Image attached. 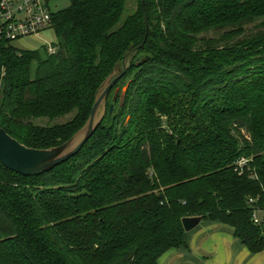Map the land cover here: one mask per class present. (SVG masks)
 <instances>
[{"label":"trees","instance_id":"16d2710c","mask_svg":"<svg viewBox=\"0 0 264 264\" xmlns=\"http://www.w3.org/2000/svg\"><path fill=\"white\" fill-rule=\"evenodd\" d=\"M69 1L55 53L0 42V128L59 147L121 78L78 156L38 177L0 162V264H159L195 217L263 252L264 0Z\"/></svg>","mask_w":264,"mask_h":264},{"label":"water","instance_id":"95a60500","mask_svg":"<svg viewBox=\"0 0 264 264\" xmlns=\"http://www.w3.org/2000/svg\"><path fill=\"white\" fill-rule=\"evenodd\" d=\"M130 54L128 53L123 59V73H126L129 67L128 58ZM120 78L121 74L115 72L103 83L97 93L96 102L86 125L71 140L59 147L48 150L31 149L12 138L4 129L0 128V162L2 165L10 171L23 176L38 177L78 156L102 123L104 117L98 119L99 110ZM119 92L117 89L114 101L117 100ZM113 111L114 106H111V115ZM182 222L185 231L190 232L200 225L202 218H185Z\"/></svg>","mask_w":264,"mask_h":264},{"label":"crops","instance_id":"0c3cea01","mask_svg":"<svg viewBox=\"0 0 264 264\" xmlns=\"http://www.w3.org/2000/svg\"><path fill=\"white\" fill-rule=\"evenodd\" d=\"M185 241L186 246L167 252L159 264H264V251L252 254L235 238L234 230L220 222L202 221L186 232Z\"/></svg>","mask_w":264,"mask_h":264},{"label":"built area","instance_id":"2783aa9c","mask_svg":"<svg viewBox=\"0 0 264 264\" xmlns=\"http://www.w3.org/2000/svg\"><path fill=\"white\" fill-rule=\"evenodd\" d=\"M52 15L48 0H0V42L13 44L37 37L52 28ZM45 46L49 53H55L51 43ZM248 164L247 159H241L237 162L236 171L242 172ZM258 211L254 214V222L261 224Z\"/></svg>","mask_w":264,"mask_h":264},{"label":"rangeland","instance_id":"374dc122","mask_svg":"<svg viewBox=\"0 0 264 264\" xmlns=\"http://www.w3.org/2000/svg\"><path fill=\"white\" fill-rule=\"evenodd\" d=\"M136 4H137V0H129L128 3V7L130 10H133L136 8ZM70 5V1L69 0H52L50 3V7L52 12L57 13L59 11H62L66 8H68ZM49 31V32H48ZM46 31L47 33H45L42 38L38 37V38H26L22 41H17L14 42L12 45L20 50H42V47L45 46L46 43H50L52 40L56 39L55 37V33L53 30H48ZM43 56V54H42ZM44 57V56H43ZM33 71H35L36 73V69H37V63H33L32 66ZM122 70V69H121ZM127 86L123 88V94L126 93L127 91ZM108 97L105 100V102L102 104L99 113H98V119L106 116L107 111V107H108ZM73 118V115H70L69 117H66L65 119H62L61 122H67L68 120H71ZM127 121L129 120V118L126 119ZM41 122V121H40ZM57 123V122H56ZM40 124H49L46 121L45 122H41ZM259 217V219H261L262 221H264V213H258L257 215Z\"/></svg>","mask_w":264,"mask_h":264}]
</instances>
